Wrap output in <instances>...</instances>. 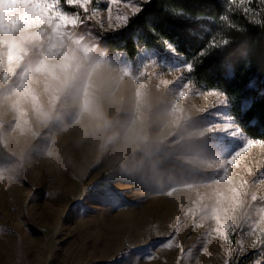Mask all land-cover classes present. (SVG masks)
<instances>
[{"label": "rangeland", "instance_id": "374dc122", "mask_svg": "<svg viewBox=\"0 0 264 264\" xmlns=\"http://www.w3.org/2000/svg\"><path fill=\"white\" fill-rule=\"evenodd\" d=\"M33 3L0 0V264H229L234 253L264 264V148L223 175L242 142L218 147L209 117L219 112L223 127L228 105L168 44L133 58L106 51L105 36L124 27L117 14L133 17L129 0H94L86 24ZM224 16L249 20L230 0ZM244 181L258 199L237 208ZM244 213L227 239L212 231Z\"/></svg>", "mask_w": 264, "mask_h": 264}, {"label": "trees", "instance_id": "16d2710c", "mask_svg": "<svg viewBox=\"0 0 264 264\" xmlns=\"http://www.w3.org/2000/svg\"><path fill=\"white\" fill-rule=\"evenodd\" d=\"M227 1L150 0L128 25L105 36V49L133 58L141 49L170 43L177 56L194 64L189 75L198 86L226 93L229 114L243 134L264 139V25L245 18H235L231 26L223 24L220 17ZM224 39L228 43L199 55L211 41ZM242 259L234 253L229 264Z\"/></svg>", "mask_w": 264, "mask_h": 264}, {"label": "snow or ice", "instance_id": "6c2138e0", "mask_svg": "<svg viewBox=\"0 0 264 264\" xmlns=\"http://www.w3.org/2000/svg\"><path fill=\"white\" fill-rule=\"evenodd\" d=\"M93 2L94 0H39V3H33L32 5H30V8L32 11L40 10L42 14H45L50 19H53L54 21L60 22L62 24H86L93 21V17L97 15V10L90 7ZM107 2L108 5H119L121 0H107ZM149 2L150 0H142V3L145 5ZM230 3L231 5H234V9L241 15L249 18L251 23L264 25V0H230ZM125 6L131 8L133 17L142 11L140 0H137L136 3H132L131 0H129V3ZM107 11L109 13V28L113 29V25L111 23V7H108ZM176 15L179 16L182 15V13L177 12ZM257 16H259V19H255V17ZM220 19L223 21L227 20L228 17L221 16ZM129 20L130 17L128 15L118 13L116 16V28L128 25ZM95 23L102 27V21H95ZM226 43H228L227 39H224L219 43L216 41H211L209 45L206 46V49L202 50L199 55H207L209 49L220 47L221 45H224ZM167 48L169 51H173V46L170 43H168ZM152 63L155 64L156 62L152 61ZM183 68L186 69L188 73H192L194 71V64L190 62L186 63L185 65H183ZM182 86L186 87L187 89H189L190 87L189 83L187 82L183 83ZM208 94L219 97L218 104L221 106H227L229 104L226 93L220 89H212ZM219 115L221 114L219 112H216L212 113L209 117V124L213 128V134H215L213 138L216 141L217 146L223 148L228 143H230V138H239L242 142L238 148L234 149L230 153V158L225 159V162L221 167V172L225 177H227L228 165H233L234 162H236L237 158L240 157L242 153L246 152L251 146L257 145L261 148H264V139L245 137L235 118L232 117H227L223 121L224 126L221 127L216 121V117H218ZM257 172L260 176L259 182L261 184H264V170L258 169ZM253 175H256V173H253ZM247 184V181L242 182L240 184L239 190L236 191L235 200L237 208H241L244 206L249 208L251 206V202L257 201L258 199L255 194L251 195L250 200L248 199V192L245 190ZM261 199H264V197H262ZM260 212L261 220H264V208H261ZM186 214L191 215V213ZM245 216L246 213H244L242 216L234 217L231 222L227 219L217 218L215 220V227L214 229H212V231L217 236L227 239L228 237L226 234L240 228V221H242ZM162 246L166 249H171L174 246V237H169L162 243Z\"/></svg>", "mask_w": 264, "mask_h": 264}]
</instances>
